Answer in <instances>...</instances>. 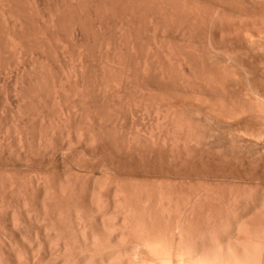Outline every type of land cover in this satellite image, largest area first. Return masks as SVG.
Segmentation results:
<instances>
[{
	"label": "bare ground",
	"instance_id": "obj_1",
	"mask_svg": "<svg viewBox=\"0 0 264 264\" xmlns=\"http://www.w3.org/2000/svg\"><path fill=\"white\" fill-rule=\"evenodd\" d=\"M0 75V264H264V0H0Z\"/></svg>",
	"mask_w": 264,
	"mask_h": 264
},
{
	"label": "rangeland",
	"instance_id": "obj_2",
	"mask_svg": "<svg viewBox=\"0 0 264 264\" xmlns=\"http://www.w3.org/2000/svg\"><path fill=\"white\" fill-rule=\"evenodd\" d=\"M11 69H13V68H9V70L6 71L7 73L9 72L8 74L11 73V75H8V74L6 73L7 75L5 74V76H11V78H12L13 72H12ZM2 75H3V74H2ZM2 75H0V81H1V76H2ZM3 76H4V75H3ZM5 76H4L3 78H7V80H8V77H5ZM11 78H9V79H10V80H8L9 82H12V79H11ZM0 84H1V83H0ZM11 85H12V84H11ZM107 90H108V89H107ZM1 97H2V96H0V99H6V97H4V96H3L4 98H3V97L1 98ZM7 100H8V98H7ZM0 101L2 102V103L0 102V104H1V105H0V108H1L2 105H3V107H5L4 110L6 109V111H7V109H8L9 107L12 106V105H11V106H10V105H9V106H6V105H8V104H6V101H5V100H3V101L0 100ZM3 102H4V103H3ZM8 102H9V104H11V102H10L9 100H8ZM8 102H7V103H8ZM2 110H3V109L1 108L0 111H2ZM136 114H138V115H136V117H135V114H134L132 118H131V116L129 115V116H130L129 118H130L131 121H132L133 118L137 119L136 121H135V119L133 120V121H135L136 123H137L138 121H140L141 124L148 125V123L154 119V117L152 118V115H153L154 113H153V114L150 113L149 115H151V116L148 117V114L146 115V114L144 113V110H140V113L138 112V113H136ZM149 118H150V119L152 118V119L150 120ZM148 120H149V121H148ZM140 122H139L138 124H140ZM35 139H36V140H35V145H37V143H38L39 141H38V138H35ZM65 142H66V141H65ZM72 147H73V146H72ZM63 151H64L65 153H63ZM66 151L69 152L70 150H69V151H68V149H64V150H62V152H59V155H58V156H62V157L64 156V157H65V156L68 155V154H69V155H73L72 153L70 154V152L67 153ZM76 152H78V153H77V154L75 153V155H74L75 158H76L77 156L81 155L80 151H76ZM60 153L63 154V155H61ZM66 153H67V154H66ZM64 154H65V155H64ZM69 155H68V156H69ZM76 155H77V156H76ZM58 156H57V159H59V162H60V157L58 158ZM11 157H12V160H11L12 162H17V161H15V160H16V155H13V154H12ZM35 158L37 159V160L35 159V163L38 162L37 164H39V162H42L41 165H43V163H45L46 165H47V164H50V162H48V161H47L48 163H46L45 158H43L41 155H38V156L36 155ZM65 158H66V157H65ZM77 158H78V157H77ZM77 158H76V160H78ZM61 159H62V158H61ZM63 159H64V158H63ZM36 161H37V162H36ZM57 161H58V160H56V164L58 163ZM3 162H4L3 160H2V161L0 160V166H1L2 168H5V170L2 169V168H0V169H1L0 172H3V171L8 170V169H6V168L9 167V165H11V163H9V165H8V163L5 164L6 162H4V163H3ZM51 162H52V165H53V166H52V165H51V166L47 165V166H45V167H47V170H50V167H53L52 170H50V171H53V170L55 169V168H54V167H55V165H54L55 163H53V160H51ZM77 162H78V161H77ZM1 164H2V165H1ZM3 164H5L7 167H6V166L3 167V166H4ZM45 164H44V165H45ZM44 165H43V166H44ZM48 166H49V167H48ZM15 168H16V167H12V166H10L8 171H10V170L12 171L13 169H14V170H18V169H15ZM48 168H49V169H48ZM205 168H206V167H205ZM207 168L210 169L211 167H207ZM19 169H20V168H19ZM23 169H24V168H22V169H20V170H23ZM14 170H13V172H18V171H14ZM201 170L203 171L204 168L201 169ZM205 170H206V169H205ZM209 171H210V170H209ZM212 171H213V172H212ZM215 171H216V170H215ZM215 171L211 168V171L209 172L210 175L213 173L212 175L215 176V174H216V173L214 174ZM6 172H7V171H6ZM95 172H96V173H95ZM206 172H208V170H206L205 173H204V171H203V174H206ZM211 172H212V173H211ZM218 172H219V170L217 171V173H218ZM193 173H196V172L194 171ZM209 173H207V174L204 175V176H208V177H209V176H210V175H208ZM97 174L99 175V171L95 170L93 176H94L95 178H97V177H96ZM200 174H201V173H200ZM203 174H202V175H203ZM220 174L224 175L222 171L220 172ZM220 174H218V176H217V174H216V176H215V177H212V178H214V179H215L216 177H219V178H220V177H221V176H219ZM98 175H97V176H98ZM194 175H195V176H198L199 174H198V175H197V174H194ZM194 175H193V176H194ZM212 175H211V176H212ZM212 178H211V179L209 178L210 180H209V179H208V180L210 181V183H211V181H212V182H213V185H214V183H217V182H218L217 179H219V178H217V179H215V180L212 179ZM97 179H99V178H97ZM194 180H195V179H194ZM198 181H200V180H197V182H198ZM214 181H215V182H214ZM220 181H221V180H220ZM194 183H195V181H193V185H194ZM198 183H199V182H198ZM198 183H195V185L198 184ZM217 184H220V183H217ZM215 185H216V184H215Z\"/></svg>",
	"mask_w": 264,
	"mask_h": 264
}]
</instances>
